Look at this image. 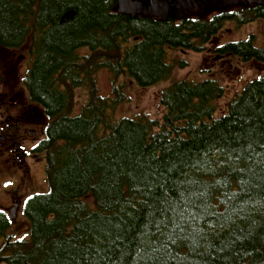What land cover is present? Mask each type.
Segmentation results:
<instances>
[{"label":"trees","instance_id":"trees-1","mask_svg":"<svg viewBox=\"0 0 264 264\" xmlns=\"http://www.w3.org/2000/svg\"><path fill=\"white\" fill-rule=\"evenodd\" d=\"M231 18L175 23L104 0H0V83L2 53L26 48L23 86L52 121L41 144L48 191L29 204V236L1 261L264 264V74L218 113L221 83L176 78L186 61L168 55L197 49ZM221 57L264 63V47L232 42ZM102 68L143 87L168 82L163 114L115 118L122 98L98 92ZM81 87L89 98L74 113Z\"/></svg>","mask_w":264,"mask_h":264},{"label":"flooded vegetation","instance_id":"flooded-vegetation-1","mask_svg":"<svg viewBox=\"0 0 264 264\" xmlns=\"http://www.w3.org/2000/svg\"><path fill=\"white\" fill-rule=\"evenodd\" d=\"M139 1L144 3L148 0ZM104 2L116 3V9L120 12L119 0H104ZM157 4L158 12L164 13L163 3ZM258 5H264V0H234L224 6L196 5L184 8L182 16H178L175 2H169V9L165 12L164 18L151 13H120L131 18L141 16L157 20L168 19L175 23L185 20L194 22L200 19L213 21L216 17L229 15L232 18L215 27L214 32L210 33L204 42L198 44L197 49H188L194 52L207 51L210 55L220 57L224 46L229 43L250 41L256 45L253 33H242L244 27L256 20L264 19V17H252L253 8ZM227 23H234L238 28L241 34L237 39L225 40L222 31ZM132 41L133 39L130 40L131 43ZM29 64L28 61L26 70ZM26 92L29 93V90ZM51 122L45 106L32 100L30 95L24 93L0 95V253L8 243L29 236L28 228L31 222L29 204L35 197L45 194L37 188L40 186L38 170L45 161L46 174V151L41 144L47 137V128ZM18 225L20 229H15ZM22 225H26V228L28 226V232L23 235ZM0 264L6 263L0 260Z\"/></svg>","mask_w":264,"mask_h":264},{"label":"rangeland","instance_id":"rangeland-1","mask_svg":"<svg viewBox=\"0 0 264 264\" xmlns=\"http://www.w3.org/2000/svg\"><path fill=\"white\" fill-rule=\"evenodd\" d=\"M253 33L255 43L259 47H264V19L256 20L252 24L243 28L242 34ZM241 33L234 23H227L222 35L225 40L237 39ZM169 59L176 61L179 59L186 61L185 66L175 64L174 75L176 78L198 81L213 77L217 79L225 88L224 95L217 101V112L222 113L226 104L235 96L244 85L264 74V63L257 61L242 62L234 57H218L205 52H194L185 49H168ZM1 66L3 80L0 83V95L28 94L23 86L26 67L29 61L28 51L22 48L17 51H6L2 53ZM175 63V62H174ZM98 92L103 96L114 97L116 93L121 95V102L114 112L115 118L122 116H134L139 114H148L152 117H160L164 108L160 104L161 90L168 85V82H159L155 85L143 87L139 86L134 79L126 75L115 77L108 69H101L96 75ZM22 85V86H21ZM21 86V88H20ZM75 98L74 113H80L82 106L89 98L88 89L78 88ZM45 164L40 165L38 174L40 191H48L46 181ZM20 229V225L15 229ZM28 228V226H27ZM26 225H22L24 231L22 235L28 232Z\"/></svg>","mask_w":264,"mask_h":264},{"label":"water","instance_id":"water-1","mask_svg":"<svg viewBox=\"0 0 264 264\" xmlns=\"http://www.w3.org/2000/svg\"><path fill=\"white\" fill-rule=\"evenodd\" d=\"M234 0H148L147 2H141L139 0H119L118 10L120 12H141L143 14H158L161 18L165 17V12L169 9V2H175L177 6V15L182 16L184 8H191L196 5L203 6H224ZM259 1V0H255ZM165 2V3H164ZM157 3H163L162 9L164 13H159V8L156 7ZM75 16L74 10L67 11L61 21L66 22L72 20Z\"/></svg>","mask_w":264,"mask_h":264}]
</instances>
